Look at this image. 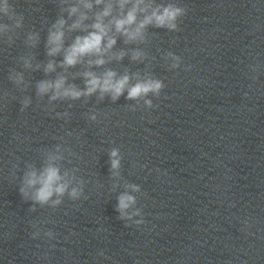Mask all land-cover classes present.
I'll list each match as a JSON object with an SVG mask.
<instances>
[{"label": "clouds", "instance_id": "clouds-1", "mask_svg": "<svg viewBox=\"0 0 264 264\" xmlns=\"http://www.w3.org/2000/svg\"><path fill=\"white\" fill-rule=\"evenodd\" d=\"M79 4L83 8L91 10L93 3L90 0H79ZM104 5L102 11L95 14L94 23L90 25L91 31H87L86 35L77 36L74 42L64 49V32L63 28L66 21L60 18L52 25V29L49 31L47 46L48 55L55 56L64 51V58L61 62V66L73 67L77 63L81 62V59L85 56L97 55L102 56L103 53L109 51L116 44V38L109 35L114 28L115 32L125 37V43L134 41H144L145 30L148 26L156 28H167L171 31L178 30L177 20L179 17L185 15V9L173 4H157L155 0H109L105 4V0H95V5ZM130 5V7H128ZM8 0H4L3 7H0V12L5 14L9 13ZM114 7L120 9V13L113 16ZM79 6L73 5L68 9L69 16H73L79 12ZM142 16V18H140ZM112 17L107 24L104 23L105 18ZM88 16L85 13H80L78 19L70 26L69 30L80 29L82 22L87 20ZM23 17L17 20L16 26H22ZM6 25L0 26V30L6 28ZM30 40H34L35 37L30 36ZM106 40V43H105ZM125 55L121 52L116 57L122 59ZM144 54L139 50H134L132 53L133 60H139ZM169 55H172L169 53ZM174 60H179L178 57L173 56ZM95 63L96 65H103L105 60L103 58L96 59L94 62L89 61V64ZM177 64H173L172 67H177ZM54 70L53 62H49L45 68V72H51ZM85 77V90H78L75 86L65 87V78L60 76L55 81L43 80L38 82L37 90L38 94L43 95L49 91H53L51 96L52 100L57 98H72L78 99L81 96H89L97 91L100 92L101 98L104 94H110L113 101L119 99L125 91H127V99H137L142 96H146L148 93L159 94L165 87L160 80L146 79L137 80L134 85H130V76L125 74L120 78H116L115 71L108 70L103 76H97L95 73L88 71L83 73ZM22 77L18 76L16 82H20ZM27 106L28 101H25ZM146 104L151 106V101H145ZM91 119L95 120V116ZM59 152V147L56 149ZM110 157V171L114 176H118L116 171L120 166L119 150L112 149L109 153ZM62 157L53 153H48L46 162L41 170H37L30 166V170L27 171L23 178V187L19 189L20 194L28 198L29 189L31 192V200L34 204L46 205L51 202L53 207L62 203L60 197L65 194L72 200H78L84 195V181L77 182L79 186L71 187V180L68 179L69 173L64 172L61 174L60 168L54 163ZM74 178V177H73ZM132 191H139L138 185H126ZM56 197V199H53ZM86 198V197H85ZM136 203V199L129 192L121 193L117 198V211L121 213V218H124L126 211L131 205ZM139 212L133 213L138 215ZM143 220L136 221L137 224L143 223ZM49 235H51L49 233Z\"/></svg>", "mask_w": 264, "mask_h": 264}]
</instances>
